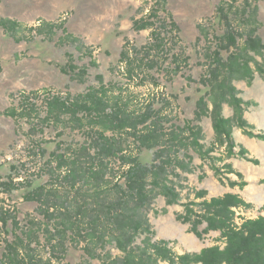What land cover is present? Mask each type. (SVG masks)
<instances>
[{
	"label": "rangeland",
	"instance_id": "374dc122",
	"mask_svg": "<svg viewBox=\"0 0 264 264\" xmlns=\"http://www.w3.org/2000/svg\"><path fill=\"white\" fill-rule=\"evenodd\" d=\"M0 18L16 23H0V184L7 183L0 185V264L7 244L20 238L22 253L27 254L24 246L31 247L30 264H110L116 257L122 262L124 255L115 242L91 243L85 228L79 233L78 226L67 235L66 251L58 245L61 211L73 212V221L85 227L96 204L89 196L95 193L92 183L73 185L62 178L70 166L58 169L54 161L67 148L75 156L83 151L82 145L91 139L89 130L77 126L69 114H61L60 121L49 115L48 102L99 87L98 75L130 110L153 104L167 130L196 125L202 129L204 147L188 153L192 170H179V180L172 177L178 189L181 185V202L168 205L158 196L145 211L154 240L166 241L180 255L209 248H216L210 253L233 251L229 242L247 237L251 221L264 216V0H0ZM172 20L179 26L177 35L169 26ZM136 21L155 23L166 46H152L153 28H138ZM226 29L234 31L239 48L233 53H239L250 36L260 38L262 45H252L255 50L247 54L256 59L250 61L251 76L234 80L243 120L236 105H222V116L233 125L232 144L216 132L210 96L206 113L196 118L197 101L209 90L201 82L210 61L206 53L209 47L219 49ZM228 53L223 52L225 57ZM70 64L79 68L73 70ZM84 66L88 72L80 76ZM124 145L128 151L135 142L126 137ZM153 157V149L140 152L143 163H152ZM109 161L115 172L108 173L112 182L104 187L114 190L110 186L125 182L117 161ZM40 186L55 193L29 198ZM201 190H206V198L236 197L230 221L234 239L224 230L205 232L207 222L193 227L179 217L183 203L202 200L196 196ZM79 206L86 207V215L75 213ZM100 227L105 231L103 224ZM144 237L137 235L136 244L142 245ZM169 262L145 258L142 264Z\"/></svg>",
	"mask_w": 264,
	"mask_h": 264
},
{
	"label": "trees",
	"instance_id": "16d2710c",
	"mask_svg": "<svg viewBox=\"0 0 264 264\" xmlns=\"http://www.w3.org/2000/svg\"><path fill=\"white\" fill-rule=\"evenodd\" d=\"M150 16L155 17L156 14L152 13ZM224 16L223 13L222 17ZM0 23L6 27H8L7 24H16L5 18H0ZM135 24L138 28H153L152 46L161 49L166 46L167 39L165 36H161V32L154 27L155 23L136 21ZM163 24L166 25V22ZM169 26L177 35L179 26L176 21L172 20ZM250 37L246 40V46L239 53H233V48L236 45L234 31L226 29L219 37L221 40L219 49L209 47L206 53L210 61L207 73L201 82L209 86V90L197 101L196 118L199 119L202 114L206 113L209 104L207 97L210 96L209 100L214 105L211 114L215 119L216 132L224 134L229 144L234 142L233 125L230 124L229 118L222 116V105L224 102L236 105L237 111L240 112V122L243 120L237 99L238 89L234 80L251 76L250 61L255 62L256 59L250 60L247 54L255 50L252 45L262 46L260 38ZM235 49L239 50V48ZM223 52H229L228 56L225 57ZM92 64L95 65L96 61H92ZM70 67L73 70L79 68L72 64ZM87 72L88 68L84 66L79 69L78 74L86 76ZM98 79L100 86L92 87L86 93L64 99L54 97L48 102L49 115L56 116L60 121L61 114H69L70 119L76 121L77 126L89 130L91 139L82 145L83 151L78 152V155L75 156L74 151L67 148L64 152L56 154L54 161L58 169L70 166L62 178L71 181L73 185L82 180L92 183L93 189L91 190L95 193L89 194V196L93 197L96 204L91 207L93 213L90 214L91 216L89 215L91 219L85 227H80L73 221L75 216L73 212L61 211L62 219L59 222L60 229L57 231L58 245L66 251L67 235L70 230L73 233L74 227L78 226L79 233L83 232L85 228L86 236L90 237L91 243L106 245L108 240L115 242L124 257L121 263H118L119 259L116 257L111 259L110 264H142L145 258L152 262L166 259L170 261V264L200 262L204 264H243V260L247 264H264V230L262 228L264 227V216L251 221L250 229L247 228V237H240V241L229 242L230 246H235L233 251L229 249L222 253H210L216 248H209L199 253L175 255L166 241L154 240L155 231L152 229L150 219L145 211L158 196H164L168 205L181 202V185L178 189V183L172 177L175 176L179 180L182 177L180 171L192 170L190 163H192L193 157L188 153L190 149L204 147L201 142L204 139L202 129L196 125L192 128L187 126L182 129L176 126L167 130L161 125L163 117L159 115L158 110L153 109V104H148L146 108L140 110H130L127 101L122 96H114L109 93L110 89L105 84L103 75H98ZM110 131L112 135L108 134ZM126 137H131L135 142V146L128 151L124 145ZM86 138L89 137L86 136ZM143 149L154 150L152 163L147 164L140 161V152ZM181 152L183 157L180 155ZM83 155L88 156V161L82 159ZM109 158H114L117 161L125 182L122 184L117 181L110 186L114 190L104 187L105 183L112 182L107 177L113 169L110 168ZM113 172H115L114 169ZM2 184L7 183L3 182L0 185ZM113 191L114 195L112 196ZM54 193V190H47L46 187L40 186L29 198L39 199L42 195L48 197ZM205 194L206 190L198 191L196 196L202 200L191 199L183 203L184 213L179 217L184 222L192 223L193 227L207 222L205 232L224 230L231 239H234L236 236L232 235L230 221L232 219L231 207L236 204V197L233 198L232 194H226L206 198ZM110 197L112 199H109ZM65 200L62 199L61 202L63 203ZM53 204H55L54 201ZM49 210L50 207L44 211ZM81 212L86 215V207L79 206V210L75 211L77 214H81ZM101 224L105 226V231L101 229ZM139 234L145 235L142 245L136 244V237ZM258 235L262 236L258 237ZM23 242V239L20 238L19 241L7 244L2 264H30L27 256H30L28 252L31 247L24 246L27 254L24 253L25 251L22 253L20 247ZM88 249L92 251L91 247ZM94 255L91 253V256ZM108 257L111 258V254H108Z\"/></svg>",
	"mask_w": 264,
	"mask_h": 264
},
{
	"label": "crops",
	"instance_id": "0c3cea01",
	"mask_svg": "<svg viewBox=\"0 0 264 264\" xmlns=\"http://www.w3.org/2000/svg\"><path fill=\"white\" fill-rule=\"evenodd\" d=\"M210 198V197H209Z\"/></svg>",
	"mask_w": 264,
	"mask_h": 264
}]
</instances>
